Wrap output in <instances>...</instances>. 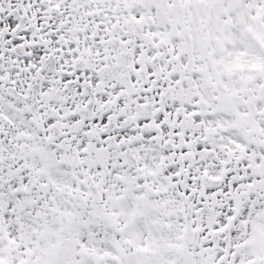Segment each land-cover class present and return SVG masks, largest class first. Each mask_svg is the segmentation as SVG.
Here are the masks:
<instances>
[{"label": "snow or ice", "instance_id": "snow-or-ice-1", "mask_svg": "<svg viewBox=\"0 0 264 264\" xmlns=\"http://www.w3.org/2000/svg\"><path fill=\"white\" fill-rule=\"evenodd\" d=\"M0 264H264V0H0Z\"/></svg>", "mask_w": 264, "mask_h": 264}]
</instances>
